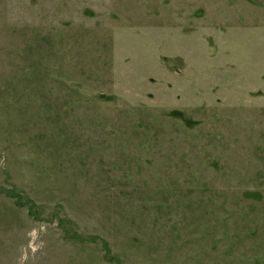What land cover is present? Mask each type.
<instances>
[{
    "label": "rangeland",
    "instance_id": "374dc122",
    "mask_svg": "<svg viewBox=\"0 0 264 264\" xmlns=\"http://www.w3.org/2000/svg\"><path fill=\"white\" fill-rule=\"evenodd\" d=\"M0 264H264V0H0Z\"/></svg>",
    "mask_w": 264,
    "mask_h": 264
}]
</instances>
